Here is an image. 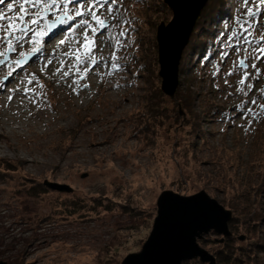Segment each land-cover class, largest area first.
Instances as JSON below:
<instances>
[{"label":"rangeland","instance_id":"1","mask_svg":"<svg viewBox=\"0 0 264 264\" xmlns=\"http://www.w3.org/2000/svg\"><path fill=\"white\" fill-rule=\"evenodd\" d=\"M211 2L223 3V8L214 6L203 15ZM10 4L12 12H8ZM125 4L127 10L121 8L120 19L128 21L125 14L129 13L128 23H122L128 31L119 37L123 47L117 52L123 67L113 75L124 83L120 89L126 97L111 100L91 93L78 101L70 100V93L67 107H60L62 94L32 65L33 55L15 69L17 85L34 89L29 96L22 95L36 101L32 108L59 106L57 112L45 107L42 111L51 116L65 114L69 123L59 121V127L48 135H41L40 129L19 131L4 122L0 110V171L23 175L24 169L17 165L20 159L35 175L33 181L22 180L9 192L11 177L0 174V215L6 213L0 216V260L9 264H121L127 254L141 249L156 216V199L170 190L186 196L203 191L231 211V235L209 232L197 239L215 256V264H222L219 256L229 253L244 264H264V247L259 246H264V116L255 120L233 116L243 111L237 106L254 95L264 104L257 92L264 87V56L257 62L259 79L249 76L243 86L248 91L247 84L254 85L247 96L237 91L242 70L231 76L220 74L233 71L235 62L246 55L226 46V38L239 32L235 17L246 11L245 6L240 0H207L182 51L179 68L183 70L179 69L178 85L169 96L160 88L155 34L160 22L167 24L172 18V11L163 0H125ZM3 5L0 13L15 20L19 4L5 0ZM250 6L255 9L254 4ZM81 19L77 16L59 25L60 38L76 40L83 31L76 27ZM256 21L260 28L261 16ZM0 24L6 26L7 21ZM108 31L119 29L106 30L105 36ZM261 35L255 32L256 39ZM25 47L28 53L31 45ZM100 47L98 39L96 49ZM74 48L76 43L70 49ZM112 52L113 47L103 46L105 61ZM223 52L228 55L223 57ZM19 54L9 52L8 64L20 59ZM247 63V71L254 74L253 60ZM8 64L0 65V86L5 84ZM216 68L220 73L214 76ZM99 70L104 73L109 68ZM189 92L191 109L181 106V95ZM247 107L260 111L256 105ZM130 133L134 135L129 137ZM101 138L107 140L104 149L92 151L91 141ZM82 151L87 154L81 156ZM49 156L62 165L47 162ZM6 161L15 165L6 169ZM182 264L205 263L191 259Z\"/></svg>","mask_w":264,"mask_h":264},{"label":"snow or ice","instance_id":"2","mask_svg":"<svg viewBox=\"0 0 264 264\" xmlns=\"http://www.w3.org/2000/svg\"><path fill=\"white\" fill-rule=\"evenodd\" d=\"M15 2L19 4V15L15 20L10 19L4 13H0V21H7L6 26L0 24V57H2L0 65L8 64V53L16 52L18 47L22 48L24 44H30L31 48L28 53L20 52V59L13 60L11 64H8L9 71L7 76H12L17 67H22L24 63H27V56L41 52L43 45L47 43L45 37L48 40L56 37L59 25L66 23L68 20H75L77 16L82 19L76 27L83 29L81 38L75 40L79 47L64 53L65 56L74 59L75 63L69 65V70L65 71L64 64L66 61H60L61 67L56 69L54 74L62 72L61 79L70 75L73 76L74 79L69 84V87L76 85L78 88H87L89 85L81 84L80 82L85 80L93 69L99 70L101 66H106L109 68L108 75L121 69L117 52L119 48L123 47V42L119 37L125 36L128 31L127 28L122 26V23L127 24L128 21L121 22L120 19L123 15L121 8L123 7L127 10L125 0H15ZM4 3L5 0H0V4ZM240 3L245 6L246 11L242 15L235 17V22L239 25V32L233 33L226 38V46L232 47L237 53L243 51L246 55L235 62L236 67L233 71L223 74L220 73L219 68H216L213 75L220 73L221 75L231 76L234 72L242 70V79L238 81L241 87L237 91L247 96L254 87L249 82L247 84L248 91H244L243 86L249 80V76H252L254 80H258L261 76L260 69L257 68V62L264 56V44L261 43L264 40V35L256 39L255 32L264 33V15L261 14L264 0H240ZM252 4L255 5V9L250 6ZM70 5L72 6L71 8ZM13 6L12 4L8 6V12L13 11ZM29 9H32V11H29ZM97 13H100V15ZM257 16H261L260 28H256ZM83 17H88V19H83ZM110 29H119V31H108L107 36H105L106 30ZM251 29H255V32L251 31ZM68 39V37L61 39L60 44L67 43ZM98 39L101 45L99 54L96 52ZM231 41H235V43L233 44ZM244 44H255L257 47H237V45ZM105 45L113 47V52L107 61L102 55L103 46ZM227 55V52L222 53L223 57ZM249 59L253 60L251 67L255 69L254 74L247 71L249 67L247 61ZM51 63L52 61L48 60V64ZM45 67H47V64ZM33 79H29L28 84H32ZM225 83L227 84L228 81L225 80ZM76 90V88H73V91ZM28 91H33V89L26 88L25 93ZM257 92L261 99H264V87L258 89ZM9 99H11V96H9ZM245 104L256 105V108L260 109V111H256L252 107L245 108ZM237 107L243 109V111L234 112L233 116L239 115L241 118H251L252 120L264 116V104L260 103L255 98V95L249 101L243 102ZM225 118H227L226 114Z\"/></svg>","mask_w":264,"mask_h":264},{"label":"water","instance_id":"3","mask_svg":"<svg viewBox=\"0 0 264 264\" xmlns=\"http://www.w3.org/2000/svg\"><path fill=\"white\" fill-rule=\"evenodd\" d=\"M163 2L171 9L172 18L167 24L160 22L156 27L158 75L161 90L173 96L178 85L182 51L207 0ZM156 208L152 228L141 249L127 254L121 264H182L191 259L205 264L216 263L215 256L201 247L197 239L209 232L231 235L229 209L203 191L186 196L170 190L158 195ZM0 264L9 263L0 260Z\"/></svg>","mask_w":264,"mask_h":264},{"label":"bare ground","instance_id":"4","mask_svg":"<svg viewBox=\"0 0 264 264\" xmlns=\"http://www.w3.org/2000/svg\"><path fill=\"white\" fill-rule=\"evenodd\" d=\"M0 5L2 7L5 6L3 4ZM81 35L82 32H80V36H78L77 38H81ZM60 36L61 32H58L57 36L52 38L51 40H48V38H46L45 40L47 41V43L43 45V50L39 53L33 54V60L31 62L33 66L40 68V71L48 77L50 84L55 88L56 92L62 94L61 99L58 100V105H60V107H67L70 93H73V97H70V100L76 98L78 101L83 96L89 98L91 93H95L96 97L102 96L103 99L109 98L111 100L117 96H127L125 90L120 89L121 86L124 85V83L114 78V71L111 75H108L107 73L109 72V70H106L104 73H101L100 70L93 69V71L88 74L87 78L80 82L81 84L89 85L87 88H78L75 85L74 88L77 89L76 91H73V89H68L67 87L69 83H71V81L74 79V77L70 75L67 78L61 79V76L63 75L62 72L60 74L54 73L56 72V69L61 67L60 61H66V63L64 64L65 71L69 70V65L74 64L71 58L65 56L64 53L71 50L70 48L72 47V44L75 43V40L68 41L62 46L60 44V40L61 38L65 39V37L62 36L60 38ZM55 38L58 39L55 40ZM25 45L26 44H24L22 48L18 47L17 53L27 52L28 47H25ZM78 47L79 45L77 44V48ZM99 51L100 50L96 49L97 54H99ZM48 60H51L52 63L48 64ZM46 64L47 67H45ZM22 70L23 69H19L16 71L20 72ZM16 73L17 72L13 73L12 76H7L5 79V84L0 86V93H4L3 98H1L0 96V110L2 118L8 126L19 131L27 130L32 133H35L36 130L40 129L41 135H48L52 132L53 127H59V125H57L59 121L65 120V124L69 123V120H67L66 116H64L65 114H57L55 116H51L45 111H42L43 107H45L50 111L57 112V110H59V106H40L39 108L41 110L33 109L32 105L35 104L36 101L33 100V98H24L22 95L29 96V94H31L34 89L32 87L18 86L15 77ZM10 84H13V86H9ZM26 88L33 89V91H28L27 93H25ZM9 96H11V99H9ZM127 100H129L128 97ZM86 104H89V102H87ZM115 104L121 105V103L116 102V100ZM132 135L134 134L130 133L129 137H131ZM106 142L107 140L104 138L92 140V151L97 152L100 149H104V145L106 144ZM42 154L45 155L44 152H42ZM86 154L87 152L85 151L81 152V156H85ZM17 160V165L22 167L24 171L23 175H20L19 172H17L18 174L11 175V186L8 190L9 192L12 191L16 185L18 186V184L22 183V180L31 182L35 177V175L31 174L26 170L25 165L23 164V160ZM31 161H35V159H31ZM47 162L51 163L55 167H60L62 165L60 160L55 162L53 156H49ZM9 163L15 165V163L11 161H9ZM44 163L45 162H42V165H45ZM4 214L6 213H3L2 215Z\"/></svg>","mask_w":264,"mask_h":264},{"label":"trees","instance_id":"5","mask_svg":"<svg viewBox=\"0 0 264 264\" xmlns=\"http://www.w3.org/2000/svg\"><path fill=\"white\" fill-rule=\"evenodd\" d=\"M218 5V9H221V8H223V7H221L222 5H223V3H220V4H213L212 2H211V4H207V7H206V9L203 11V15L205 14V12L206 11H208L209 10V12H212V9H215V7L214 6H217ZM206 6V5H205ZM209 8V9H208ZM168 9V8H167ZM125 15H127V16H125V19L126 20H128L129 21V19L127 18V17H129L128 15H129V13H126ZM210 17L211 16H213L212 15V13L209 15ZM153 40H154V38H153ZM154 42V44H153V46L155 47L156 45H155V40L153 41ZM154 62V61H153ZM120 65L122 66L123 65V62L122 63H120ZM123 67V66H122ZM180 69V68H179ZM181 71L183 70V69H180ZM181 73V72H180ZM193 100V97L192 96H190V92L188 93V94H184V95H181V106H183V107H185V108H189V109H191V101ZM8 161V160H7ZM5 162V165H7V167H6V169H9V168H12L13 166H12V164H10L9 162ZM0 174L1 175H5L6 177H12L9 173H6V172H4V171H0ZM260 247H264L262 244H260L259 245ZM219 261L222 263V264H244L243 262H241V259H239L238 257H236V256H232L231 255V253H229V255H225V256H219Z\"/></svg>","mask_w":264,"mask_h":264}]
</instances>
